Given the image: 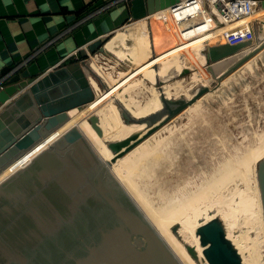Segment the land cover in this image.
Masks as SVG:
<instances>
[{"label": "water", "instance_id": "95a60500", "mask_svg": "<svg viewBox=\"0 0 264 264\" xmlns=\"http://www.w3.org/2000/svg\"><path fill=\"white\" fill-rule=\"evenodd\" d=\"M176 0H129L131 18L138 19ZM264 7V0H255ZM100 44L99 49L106 52ZM249 41L208 44L206 60L216 61L239 52ZM264 48V41L240 62ZM78 60L50 67L36 76L19 71L0 88V171L20 158L50 131L64 124L70 109H81L97 95L90 82L96 75ZM6 68H2L1 73ZM185 68L182 73L188 72ZM218 81V76L215 77ZM209 89L204 85L194 95L172 108L146 116L129 113L131 123L150 126L141 135L106 142L115 154L111 161L133 148ZM121 109L125 108L121 105ZM86 120L99 136V117ZM256 181L264 220V156L256 164ZM179 225L171 229L176 236ZM203 264H245L227 237L220 216L198 226ZM196 259L195 246L184 244ZM0 264H183L136 199L118 181L96 153L89 137L71 126L28 163L0 181Z\"/></svg>", "mask_w": 264, "mask_h": 264}, {"label": "rangeland", "instance_id": "374dc122", "mask_svg": "<svg viewBox=\"0 0 264 264\" xmlns=\"http://www.w3.org/2000/svg\"><path fill=\"white\" fill-rule=\"evenodd\" d=\"M260 20L264 22V16ZM116 29L119 28H115L105 36L106 38H102L101 43L115 34ZM148 29L153 46V40H157L155 35L157 30L151 23L148 24ZM164 37H172V35ZM166 46L164 45V48ZM159 47L162 48L163 45L156 46V48ZM96 54L95 61L99 66L101 65L100 70L102 69L112 77L119 78V70L126 71L132 68L130 62L112 56L109 52L102 55L98 52ZM241 58L237 59L225 72L217 75L218 82L221 83L218 91L211 92L207 89L186 108L171 119H167L165 124L163 123L123 154H127L142 142L147 147L144 155L131 152L127 162L124 163L130 164L128 168L131 178L143 199L138 197L136 201L140 203L138 204L154 225L156 224L151 217L150 207L155 210L172 207L183 197L207 185H210L208 199L219 198V195L222 197L219 199L228 198L232 194L233 198L240 199L242 190L251 193L250 195L254 193L257 162L252 159L251 149L258 145L264 136V48L242 62H240ZM247 60L249 66L245 64ZM90 61L89 58L86 60L89 65ZM204 69L210 75H214L213 61L206 60ZM93 74L95 75V70L92 69L90 75L94 77ZM99 77L101 81L98 83L97 93L109 86L107 76ZM144 79L128 89L125 100H119L113 96L107 98L102 105V110H105L111 101L117 107L123 121L131 123L129 118L131 107L127 108L123 102H129L130 95L134 102L143 103L151 95V86H154V90L158 91L159 99L164 98L174 108L204 86L192 79L190 70L164 80L157 78L154 83ZM179 82L177 88H171L170 95L164 91L169 84ZM121 105L125 108L121 109ZM155 112L160 113V120L165 118L166 109L162 105ZM144 126L143 130L138 129L127 138L141 135L150 125L147 123ZM111 140V138L106 139V142ZM220 176L224 178L217 181ZM238 190L241 191L238 193ZM130 191L133 193V190L130 189ZM236 221L238 226L234 228L235 233L243 231L248 244L245 253H250L264 264V248L253 228L244 221L241 214H238ZM176 237L181 240L183 246L187 243L180 236ZM202 260L199 256L195 259L198 264H203Z\"/></svg>", "mask_w": 264, "mask_h": 264}, {"label": "bare ground", "instance_id": "6f19581e", "mask_svg": "<svg viewBox=\"0 0 264 264\" xmlns=\"http://www.w3.org/2000/svg\"><path fill=\"white\" fill-rule=\"evenodd\" d=\"M263 12L264 7L259 8L257 10L256 16L263 18ZM205 17L207 18L209 16L205 14ZM150 23L152 27L157 30V34H155L157 40H153V46L148 29V24ZM201 23L202 22H200V24ZM179 26L180 24L173 21L169 15L167 16L166 21H164L160 17H157V13H154L150 16L149 21H146L145 18L142 17L135 19L131 23L125 24L123 29H116L115 34L108 37V39L105 40L103 46L109 51L110 54H112V56L114 55L117 58L125 59L126 61L130 62L132 68H127L128 70L126 71L119 70V78H116L106 74V72H104L102 69L100 70L101 65L99 66L95 60H91L90 65L93 71L95 70V75L97 77L107 76L109 80V86L105 90L97 93L95 98L81 109H70V118L64 124L50 131L45 137L28 149L20 158L14 160L0 171V181L7 177L10 173L14 172L16 169L28 163L29 160H31L38 152L47 147L69 127L77 126L84 132L86 136L89 137L96 153L100 156V158L109 163V168L118 181L123 183L125 188L138 201V197L141 198V193L139 192V189L136 188V184L131 178V173L128 168L130 164L124 162H127V158H129L131 152L142 153L141 155H144L147 151V147H145L144 143L142 142L127 154L121 157L119 156L115 160L111 161V158L115 153L106 145V139L126 138L138 129L143 130L145 126L144 123H126L123 121L117 107L111 101L107 104V108L102 110V105L105 100L107 98H111L112 96L117 97L119 100H125V94L128 89H131L132 86L140 83V81L144 78L148 79L151 83H154L157 78L164 80L165 78L176 77L177 75L181 74L182 69L185 68L190 70L193 80L198 81L201 85H207L211 92H216L220 89L221 83L216 81L215 77L225 72L235 61H237V59L251 52V49L246 47L226 58L214 61V75H210L204 69L206 57L201 49L204 45V39L207 43L215 42L217 40L215 37H212L213 32L193 35L197 32L193 28H190L186 33H184L186 39H183ZM259 34L262 35V38L264 39L263 21H260ZM167 35H172V37H164ZM179 40H182V45L178 43ZM158 44L163 45V47L156 48ZM164 45L167 46L164 48ZM248 62V60L245 61L246 66H249ZM90 82L97 92L99 87L96 81L91 77ZM179 84L180 82L178 84L174 83L173 85L169 84L164 89V91L170 95L172 92L171 88H177ZM150 92L151 95H148V99L145 98L146 100L143 103L141 101L134 102V99L131 95L129 96V102L123 101L127 108L129 106L131 107H129V111L132 115L143 116L156 111L161 107L158 91L154 90V86H151ZM91 112L97 114L99 117V125L103 130L102 136H99L94 128H92L89 122L86 120V117ZM251 155L253 161L256 162L264 156V136L260 140L259 144L251 149ZM224 176H220L217 181H221ZM254 181V193L250 195L251 193L249 194L244 190H238V193L240 191L243 192L242 196L240 195V199L233 198V194L228 198L224 197L223 199H219L222 198L219 195V198L208 199L210 196V185H207L206 187H202L195 192H189V195L183 197L176 205L172 207L162 208L160 210H157L158 208L156 210L152 207L148 208L152 213L151 217L156 224V228L168 242L175 254L183 262V264L198 263L184 248L181 240H178V238L170 230L171 225L173 223H177L179 225L177 232L181 239H183L188 244L195 246L198 256L202 258V246L199 244L196 230L200 224L214 215L220 216L224 223L227 237L237 248L244 263L261 264L255 256L251 255L250 253H245V248L248 246V244L245 239L244 232L242 231L236 234V230L234 229L236 226H238L236 221L238 214H241L244 221L249 223L251 228H253L255 234L259 238L260 244L264 248V220L262 216L256 177L254 178ZM128 187L133 190V193Z\"/></svg>", "mask_w": 264, "mask_h": 264}, {"label": "crops", "instance_id": "0c3cea01", "mask_svg": "<svg viewBox=\"0 0 264 264\" xmlns=\"http://www.w3.org/2000/svg\"><path fill=\"white\" fill-rule=\"evenodd\" d=\"M109 1L0 0V77L49 41L19 69L24 77L40 74L73 48L84 44L102 55L101 39L130 16L123 2L103 7ZM97 8L101 9L78 22ZM2 68H6L4 73Z\"/></svg>", "mask_w": 264, "mask_h": 264}, {"label": "built area", "instance_id": "2783aa9c", "mask_svg": "<svg viewBox=\"0 0 264 264\" xmlns=\"http://www.w3.org/2000/svg\"><path fill=\"white\" fill-rule=\"evenodd\" d=\"M128 1L129 0H110L103 7L111 6L119 2L126 4ZM259 8L261 7L256 5L255 0H176L168 6L159 8L153 13L146 14L144 18L146 21H149L150 16L157 13V17L166 21V18L169 15L173 21L180 24V33L183 39H186L184 33L190 28H193L197 32L193 35L213 32L212 37H215L217 40L215 42L207 43L204 39V45L201 49L203 52L208 44H236L243 41H249L250 44L246 47L253 50L264 41L262 35L259 34L260 17L256 16ZM100 9L101 8H97L89 11L78 22L90 18ZM204 13L209 17L206 18ZM134 20L135 19L129 17L126 22L119 26V28H123L127 22L131 23ZM200 22L202 23L200 24ZM181 41L182 40H179L178 42L180 45L183 44ZM50 42L51 41L30 52L26 58L22 59L7 73L1 76L0 88L2 87L1 84L4 80L19 71L27 61L35 57L37 53L43 50ZM108 52L109 51L106 49V52L102 53L106 54ZM88 58L90 60H95L97 54L89 49L87 44H84L73 48L70 52L60 57L50 67L62 65L65 62H68L69 59H72L71 61L78 60L83 65L87 64L88 68H86V70H92L91 66L86 62Z\"/></svg>", "mask_w": 264, "mask_h": 264}, {"label": "trees", "instance_id": "16d2710c", "mask_svg": "<svg viewBox=\"0 0 264 264\" xmlns=\"http://www.w3.org/2000/svg\"><path fill=\"white\" fill-rule=\"evenodd\" d=\"M71 60H72V59H71ZM71 60L69 59V61H71ZM96 77H97V76H96ZM97 81H98V83L101 81L99 77H97Z\"/></svg>", "mask_w": 264, "mask_h": 264}]
</instances>
